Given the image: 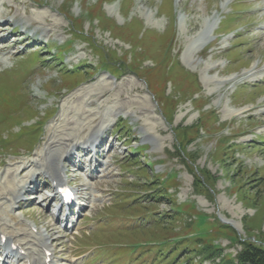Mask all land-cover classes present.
<instances>
[{"label": "rangeland", "instance_id": "obj_1", "mask_svg": "<svg viewBox=\"0 0 264 264\" xmlns=\"http://www.w3.org/2000/svg\"><path fill=\"white\" fill-rule=\"evenodd\" d=\"M0 22V70L17 64L27 79L46 57L24 85L0 83V152L39 159L54 135L102 129L93 190L70 167L84 221L67 232L38 205L24 211L60 237V259L84 253L85 222L106 212L140 224L90 231L98 264H226L244 240L264 247V0H0ZM1 156L0 174L14 160ZM137 241L157 254L116 247Z\"/></svg>", "mask_w": 264, "mask_h": 264}, {"label": "bare ground", "instance_id": "obj_2", "mask_svg": "<svg viewBox=\"0 0 264 264\" xmlns=\"http://www.w3.org/2000/svg\"><path fill=\"white\" fill-rule=\"evenodd\" d=\"M3 4V3H2ZM14 17V16H13ZM44 19H46L44 16H43ZM22 19H20L19 21H21ZM47 21V20H46ZM216 19L213 20V24L216 23ZM9 24V22L7 23H0V33L1 31ZM28 26H26L25 28H27ZM24 28V29H25ZM23 32V31H22ZM35 33V32H34ZM20 37H22V34L19 35ZM4 37V36H3ZM5 38V37H4ZM3 38V39H4ZM19 38V37H18ZM16 39V38H15ZM4 43H6L4 41ZM1 50V48H0ZM106 85H100L99 88L101 89V91L97 94V99H100V98H104L103 102L107 100V93L103 90V88H105ZM85 105V104H84ZM238 113L240 112L239 110L237 111ZM245 112V111H244ZM243 113V112H242ZM240 113V114H242ZM240 114H237V115H240ZM99 132V130H96L94 132L91 133L89 139H96V135L97 133ZM69 134L65 133V134H61V135H54L51 137V142L50 144H48V147H47V153L45 154V158L49 159L51 162V165L53 166V171L55 173H59V166H58V159L60 158V155H59V152H58V149L56 148H53L55 146H62V148L66 145L65 143L67 141H69V144L71 143V146L74 147L75 145H78L79 142L75 140V138H73L71 141L69 139ZM69 139V140H68ZM73 141H76V142H73ZM73 142V143H72ZM68 145H66V150H69L70 148H68ZM52 147V148H51ZM65 148V147H64ZM63 148V149H64ZM68 148V149H67ZM62 149V151H63ZM51 166V167H52ZM26 169V166L22 167L21 170L18 172V170L16 169L17 173L20 174L22 171H24ZM30 172H27V174H29ZM4 185L3 184H0V195L2 194H9V195H12L13 198H15L16 200L18 199L19 197V191L22 189V185H21V189L17 190V187L16 185L14 184L13 180L12 179H7L5 181H3ZM2 185V186H1ZM19 185V184H18ZM228 220V219H227ZM225 222V221H224ZM228 223V221L226 222ZM12 234L9 236L10 238H12ZM28 240H25L24 239V242H19L18 240L16 241H13V242H9L8 245H17V248H21L22 244H25L27 243ZM36 262V259H33L31 261V264H35Z\"/></svg>", "mask_w": 264, "mask_h": 264}, {"label": "trees", "instance_id": "obj_3", "mask_svg": "<svg viewBox=\"0 0 264 264\" xmlns=\"http://www.w3.org/2000/svg\"><path fill=\"white\" fill-rule=\"evenodd\" d=\"M158 197H163L159 194ZM240 250L233 258H229L226 264H264V247L254 242L244 240Z\"/></svg>", "mask_w": 264, "mask_h": 264}]
</instances>
